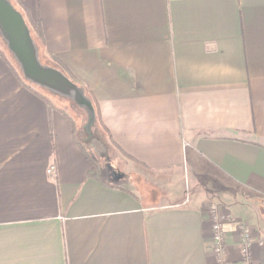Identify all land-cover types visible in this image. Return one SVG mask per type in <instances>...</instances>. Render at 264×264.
<instances>
[{
    "label": "crops",
    "instance_id": "obj_1",
    "mask_svg": "<svg viewBox=\"0 0 264 264\" xmlns=\"http://www.w3.org/2000/svg\"><path fill=\"white\" fill-rule=\"evenodd\" d=\"M22 1L105 127L83 138L0 56V264H217L210 199L243 264L237 222L264 238V0Z\"/></svg>",
    "mask_w": 264,
    "mask_h": 264
},
{
    "label": "water",
    "instance_id": "obj_2",
    "mask_svg": "<svg viewBox=\"0 0 264 264\" xmlns=\"http://www.w3.org/2000/svg\"><path fill=\"white\" fill-rule=\"evenodd\" d=\"M0 34L28 81L73 100L86 112L87 130L95 127L97 113L85 87L78 85L60 69L41 62L39 47L29 24L11 0H0Z\"/></svg>",
    "mask_w": 264,
    "mask_h": 264
},
{
    "label": "rangeland",
    "instance_id": "obj_3",
    "mask_svg": "<svg viewBox=\"0 0 264 264\" xmlns=\"http://www.w3.org/2000/svg\"><path fill=\"white\" fill-rule=\"evenodd\" d=\"M15 1V0H13ZM16 2V1H15ZM30 27V26H29ZM31 29V28H30ZM32 33V32H31ZM34 38V37H33ZM35 39V38H34ZM36 41V40H35ZM39 41V40H38ZM37 43V41H36ZM38 47L40 45V48H39V53H41V57H42V60L43 62H45L46 64H50V60L52 58V55L51 53H48L46 51V48L45 46L43 45V42L40 40L39 41V44L37 43ZM0 51L1 53L5 56V58H7V61L17 70V75L19 76L20 78V75L26 79L23 75V72L18 64V62L16 61V59L14 58L12 52L9 50L6 42L4 41V39L2 38L1 34H0ZM40 57V59H41ZM42 62V61H41ZM42 62V63H43ZM45 65V64H44ZM49 66H52V65H49ZM68 76V75H67ZM21 80V79H20ZM27 80V79H26ZM28 81V80H27ZM22 82V80H21ZM30 82V81H29ZM75 82V81H74ZM80 82H82L80 80ZM31 83V82H30ZM33 84V83H32ZM78 84V83H77ZM35 85V88H37L40 92H42L43 94H45L46 96H48V98H50L52 100V103L54 105V107L59 110L60 112L64 111L65 114H67L68 116H65L67 118L68 121H73V123H75V125L78 127V129L80 130V132L82 133V137L83 138H90V134H94V132H96V136L98 138H101L100 137V134L99 132H101V128H97V122H96V125H95V129H91V132H88L87 128H86V123H87V115H86V112H84L73 100H71L70 98H67V97H63V96H60L58 94H55L45 88H42L41 86L39 85ZM80 85V84H78ZM82 86V85H80ZM84 87V86H83ZM87 93V92H86ZM88 95V94H87ZM89 96V95H88ZM90 97V96H89ZM93 101V100H92ZM94 103V102H93ZM95 106V105H94ZM70 117V118H69ZM98 132V134H97ZM95 135V134H94ZM111 162V161H110ZM112 164V163H111ZM192 190V188H191ZM190 190V191H191ZM199 190V188H198ZM190 191H187L189 196H190ZM213 191H215L213 189ZM207 203V206L208 208L210 209V207L214 204L217 206V209H219L223 214L225 213L226 214V218L224 221H227V220H230V219H233V215L230 214V213H227L225 212L221 202H219L218 200H214V199H210V200H207L206 201ZM228 214V215H227ZM241 222H244L246 223L248 226L251 227L252 229V232H251V235L253 237V244H252V247H251V255H250V262H252V264H255V258H254V248L255 246H258V247H261V248H264V246H261L258 242L259 240H262V242H264V238L261 237V236H254V227L247 223L246 220H241V221H238L237 222V226H239V224ZM224 228V227H223ZM225 230V228H224ZM240 234V233H239ZM225 240H226V230H225ZM255 243H257L255 245ZM238 249L240 251V246H241V236L239 235V241H238ZM225 246H226V256H225V264H229V255H230V246L227 242V240L225 241ZM247 264V262H245Z\"/></svg>",
    "mask_w": 264,
    "mask_h": 264
},
{
    "label": "built area",
    "instance_id": "obj_4",
    "mask_svg": "<svg viewBox=\"0 0 264 264\" xmlns=\"http://www.w3.org/2000/svg\"><path fill=\"white\" fill-rule=\"evenodd\" d=\"M48 173L52 175L56 174L57 166L55 164H51L48 168ZM209 215L213 229V243L211 245V252L216 258L217 264H225L226 240L225 230L223 227L226 214H223L219 209H217V206L213 204L209 209ZM238 229L241 236L240 254L242 256V262L243 264H246L245 262H247V264H252V262L249 261L251 247L253 244V237L251 235L252 229L244 222L239 224ZM258 243L261 246H264V242H262V240H259Z\"/></svg>",
    "mask_w": 264,
    "mask_h": 264
},
{
    "label": "trees",
    "instance_id": "obj_5",
    "mask_svg": "<svg viewBox=\"0 0 264 264\" xmlns=\"http://www.w3.org/2000/svg\"><path fill=\"white\" fill-rule=\"evenodd\" d=\"M13 2V4L23 13V15L25 16L27 23L29 24L30 28H31V32L33 37L35 38V40L37 41V43L39 44V41L41 40L43 42V45L45 46V36H44V31H43V27L42 24L39 21L33 20L31 19V14H30V10L27 7V5L22 1V0H11ZM39 40V41H38ZM40 48V45H39ZM41 50V48H40ZM41 54V53H40ZM52 55V58L50 60V64H46L45 62H43L42 57H41V61L43 62V64L45 65H52L53 67H56L58 69H60L61 71H63L66 75H68L73 81H75L76 83L82 85L85 87L87 94L90 96V98L93 100L94 105H95V109H96V113H97V128H101V127H105L103 122H102V118H101V112H100V108H99V104L98 101L94 95V93L89 89L88 86L83 85L82 82H80V80L78 79V77L73 73V71L70 69V67L60 58H58L57 56ZM0 56H2L5 60H7V58H5V56L1 53L0 51ZM10 64V63H9ZM10 66H12L10 64ZM12 68L15 70V72L17 73V70L12 66ZM20 79L22 80V83L25 85L26 88H28L29 90H31L34 94H36L37 96L43 98L47 104L49 105V107L51 108H55L52 100L50 98H48V96H46L45 94H43L42 92H40L37 88H35V85L30 83L29 81H27L26 79H24L21 75H20ZM56 109V108H55ZM63 115L68 116L67 114L64 113V111L61 112ZM70 118V117H69ZM102 128V129H103Z\"/></svg>",
    "mask_w": 264,
    "mask_h": 264
}]
</instances>
